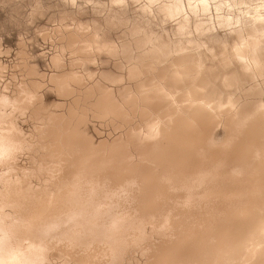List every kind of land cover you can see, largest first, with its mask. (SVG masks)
Instances as JSON below:
<instances>
[{
	"label": "bare ground",
	"instance_id": "6f19581e",
	"mask_svg": "<svg viewBox=\"0 0 264 264\" xmlns=\"http://www.w3.org/2000/svg\"><path fill=\"white\" fill-rule=\"evenodd\" d=\"M163 1L149 4L176 19L217 0ZM254 26L222 65L264 86L259 12ZM61 35L50 83L66 101L62 114L44 108L36 79L12 93L0 87L18 106L12 125L23 144L15 163L0 165V264H264V101L215 98L197 48L148 50L129 61L127 77L87 80L79 68L120 47L81 23ZM224 83L237 85L228 75ZM26 117L30 133L18 124ZM91 120L111 123L117 137L96 145ZM24 152L29 166L18 163Z\"/></svg>",
	"mask_w": 264,
	"mask_h": 264
},
{
	"label": "rangeland",
	"instance_id": "374dc122",
	"mask_svg": "<svg viewBox=\"0 0 264 264\" xmlns=\"http://www.w3.org/2000/svg\"><path fill=\"white\" fill-rule=\"evenodd\" d=\"M182 1L188 5V0ZM149 3V0L121 3L114 0H0L1 89L8 88L12 93L17 83L36 79L43 84L40 94L44 108L62 114L58 106L66 101L50 83V78L59 72L54 57L64 46L61 31L64 32L66 26L81 23L90 26L101 43L112 42L120 47L118 57L100 55L94 63L79 68V73L87 80L95 77V80L106 82L127 77L129 61L140 60L148 50L160 49L167 57L174 50L197 48L200 62L208 69L206 77L215 98L226 102L232 96L241 107L247 108L264 101V86L258 85L257 79L250 81L240 65H235L228 73L222 65L226 49L231 50L236 42L255 34V17L258 12L264 17V0H230L229 3L217 0L208 13L195 14L188 7L176 19L166 16L159 3L153 7ZM258 29L264 31V27ZM63 59L68 69L71 56L67 53ZM262 59L264 61V50ZM25 66L33 68L36 76L28 77ZM227 75L238 86L227 88L224 83ZM93 83L89 81V85ZM122 87L115 86L117 90ZM18 124L26 133L34 128L33 121L27 117L20 118ZM85 131L96 145L118 135L111 123L96 120H91ZM215 137L220 143L225 140L223 128ZM24 153L20 154L22 157L19 155L18 163L29 166L32 154Z\"/></svg>",
	"mask_w": 264,
	"mask_h": 264
},
{
	"label": "clouds",
	"instance_id": "9594fccd",
	"mask_svg": "<svg viewBox=\"0 0 264 264\" xmlns=\"http://www.w3.org/2000/svg\"><path fill=\"white\" fill-rule=\"evenodd\" d=\"M18 111L16 102L7 96L0 97V165L15 163L18 153L23 150L22 141L17 139L20 135L12 125L13 118Z\"/></svg>",
	"mask_w": 264,
	"mask_h": 264
}]
</instances>
